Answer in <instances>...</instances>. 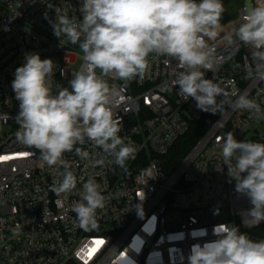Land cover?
<instances>
[{
  "label": "built area",
  "instance_id": "1",
  "mask_svg": "<svg viewBox=\"0 0 264 264\" xmlns=\"http://www.w3.org/2000/svg\"><path fill=\"white\" fill-rule=\"evenodd\" d=\"M222 2L239 7L224 32L209 41L215 60L212 70H203L205 77L229 93H246L264 113V81L247 75V66H255L252 49L234 34L258 0ZM80 4L0 0V264H188L192 245L214 240L218 224L235 225L252 240H264V221L249 218L252 205L235 190L222 157L228 132L238 141L264 143V115L225 106L223 113L210 116L209 127L169 168L164 158L189 126L207 114L180 93L175 79L182 69L172 57L150 55V70L142 80L104 77L117 92L111 107L120 122L118 134L135 146V154L121 167L91 143L76 145L90 153V160L103 157V165L92 166L75 150L65 153L76 188L60 195L51 190L63 169L42 165L38 150L17 141L19 101L11 84L25 55L33 53L56 65L54 94L57 84L71 90L68 82L81 69L83 53L79 44L57 38L50 21L55 20V7L70 18H82ZM5 114L11 117L7 122ZM89 178L100 185L105 207L97 210L98 227L85 231L77 226L72 207ZM199 229H207V236L200 237Z\"/></svg>",
  "mask_w": 264,
  "mask_h": 264
},
{
  "label": "clouds",
  "instance_id": "2",
  "mask_svg": "<svg viewBox=\"0 0 264 264\" xmlns=\"http://www.w3.org/2000/svg\"><path fill=\"white\" fill-rule=\"evenodd\" d=\"M79 12L82 18H70L55 7V20L50 21L57 38L64 36L79 44L83 53L81 69L68 82L71 90L57 84L54 94L56 65L52 59L33 53L25 55L11 84L19 101L16 139L38 150L42 165L63 169L62 179L51 189L57 195L71 193L77 185L70 163L63 158L65 153L75 150L92 166L104 163L103 157L90 160V153L76 145L91 143L121 167L135 154V146L118 134L120 122L111 107L117 92L104 77L142 80L150 70L152 54L178 61L182 71L177 73L175 84L185 99L196 102L197 109L220 114L227 106L264 115L246 93H229L205 77L203 70L210 71L214 65L215 48L209 41H215L221 29L222 0H81ZM44 18L48 19L47 13ZM234 34L252 49L255 66H247L248 78L264 81V0L246 12ZM10 118L3 116L5 122ZM222 157L228 175L236 182L235 190L252 205L247 210L249 218L255 223L264 221V143L238 141L228 132L223 138ZM80 195L81 200L72 207L77 226L95 230L97 210L105 207L100 185L89 178ZM197 231L200 237L207 236V229ZM212 235L214 240L192 245L188 264H264V240L254 241L230 224L214 226Z\"/></svg>",
  "mask_w": 264,
  "mask_h": 264
},
{
  "label": "trees",
  "instance_id": "3",
  "mask_svg": "<svg viewBox=\"0 0 264 264\" xmlns=\"http://www.w3.org/2000/svg\"><path fill=\"white\" fill-rule=\"evenodd\" d=\"M212 114L207 113L205 118L197 123H192L189 126L188 132L177 140L175 146L168 155L164 158V163L169 168L174 167L180 159L189 151V149L195 144V142L201 137L203 132L209 127L213 118H210Z\"/></svg>",
  "mask_w": 264,
  "mask_h": 264
},
{
  "label": "rangeland",
  "instance_id": "4",
  "mask_svg": "<svg viewBox=\"0 0 264 264\" xmlns=\"http://www.w3.org/2000/svg\"><path fill=\"white\" fill-rule=\"evenodd\" d=\"M222 3L224 6V12L222 13V17L220 21L221 23V29L219 30L220 33H223L227 25L235 18L237 9L239 7L238 5L232 2H222ZM78 65L79 63L76 62L73 67L77 69Z\"/></svg>",
  "mask_w": 264,
  "mask_h": 264
}]
</instances>
